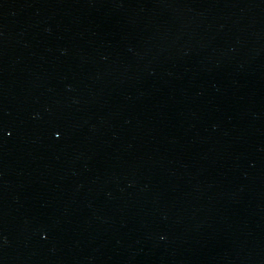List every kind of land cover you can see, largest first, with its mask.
<instances>
[{
	"label": "water",
	"instance_id": "1",
	"mask_svg": "<svg viewBox=\"0 0 264 264\" xmlns=\"http://www.w3.org/2000/svg\"><path fill=\"white\" fill-rule=\"evenodd\" d=\"M0 264H264V0H0Z\"/></svg>",
	"mask_w": 264,
	"mask_h": 264
}]
</instances>
